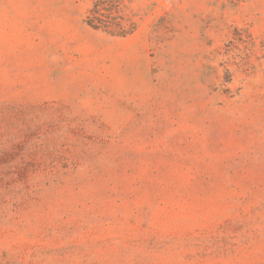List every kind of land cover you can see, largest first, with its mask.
I'll list each match as a JSON object with an SVG mask.
<instances>
[{"label":"rangeland","instance_id":"374dc122","mask_svg":"<svg viewBox=\"0 0 264 264\" xmlns=\"http://www.w3.org/2000/svg\"><path fill=\"white\" fill-rule=\"evenodd\" d=\"M0 0V264H264V0Z\"/></svg>","mask_w":264,"mask_h":264},{"label":"trees","instance_id":"16d2710c","mask_svg":"<svg viewBox=\"0 0 264 264\" xmlns=\"http://www.w3.org/2000/svg\"><path fill=\"white\" fill-rule=\"evenodd\" d=\"M104 1L98 0L97 3L95 4V7L93 9V14L89 17V24L93 25L94 27H98L99 23H101V18H100V11H101V4Z\"/></svg>","mask_w":264,"mask_h":264}]
</instances>
